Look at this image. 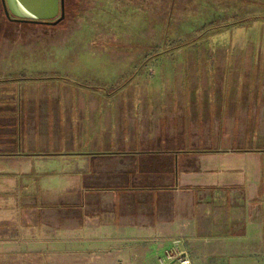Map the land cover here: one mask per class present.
Wrapping results in <instances>:
<instances>
[{"label":"crops","instance_id":"obj_1","mask_svg":"<svg viewBox=\"0 0 264 264\" xmlns=\"http://www.w3.org/2000/svg\"><path fill=\"white\" fill-rule=\"evenodd\" d=\"M5 66L0 216L45 225L34 234L26 225L18 245H67L69 232L91 228L99 245L129 236L149 261L173 247L203 264L264 252V149L201 146L182 121L149 114H72L62 99L81 84Z\"/></svg>","mask_w":264,"mask_h":264},{"label":"rangeland","instance_id":"obj_2","mask_svg":"<svg viewBox=\"0 0 264 264\" xmlns=\"http://www.w3.org/2000/svg\"><path fill=\"white\" fill-rule=\"evenodd\" d=\"M65 6L56 25H19L5 22L0 4V64L7 73L23 66L81 84L62 99L72 114H149L182 121L201 146L218 141L264 149V19L223 26L176 47L217 18L227 23L260 8L227 0H73ZM16 217L0 216V264H179L183 258L173 247L149 261V248L127 246V235L122 243L99 245L91 228L69 232L67 245L22 246L26 225L33 234L45 225L34 216L24 224ZM229 257L207 263L264 264V252Z\"/></svg>","mask_w":264,"mask_h":264},{"label":"water","instance_id":"obj_3","mask_svg":"<svg viewBox=\"0 0 264 264\" xmlns=\"http://www.w3.org/2000/svg\"><path fill=\"white\" fill-rule=\"evenodd\" d=\"M5 17L14 22L49 23L64 19V0H0Z\"/></svg>","mask_w":264,"mask_h":264},{"label":"trees","instance_id":"obj_4","mask_svg":"<svg viewBox=\"0 0 264 264\" xmlns=\"http://www.w3.org/2000/svg\"><path fill=\"white\" fill-rule=\"evenodd\" d=\"M73 0H65V5L67 4V2H72ZM228 2L229 1H233V3H238L240 6H255L257 8H260L261 11L258 12L257 14H251V15H248L249 17L245 16L243 18H234L233 20L231 19L230 22H227L225 23L222 19V17L220 18H217L215 19L214 21H212V23L209 25V27H207L200 35H196V37H193L192 39H189L188 41L184 42H179V41H176L177 46L176 47H181V46H184V45H188V44H192L194 43L199 37H201V35H204L206 32L208 33L209 31H213V30H216V29H219L220 27H223V26H231V25H234V24H238L240 22L243 21L242 24H247V23H250L252 20L255 21V20H258V18L260 17L261 19H264V0H227ZM1 4V2H0ZM66 7V6H65ZM4 18L8 21V23L10 24H21V25H27V24H35V25H46V23H29V22H14V21H11L9 19H7L4 15ZM240 24V25H242ZM51 25V24H49ZM174 48V47H173ZM201 152H208V151H204V150H201L199 151V153ZM28 155H32V154H28ZM36 155V154H34ZM38 155H47V154H38ZM48 155H51V154H48Z\"/></svg>","mask_w":264,"mask_h":264},{"label":"built area","instance_id":"obj_5","mask_svg":"<svg viewBox=\"0 0 264 264\" xmlns=\"http://www.w3.org/2000/svg\"><path fill=\"white\" fill-rule=\"evenodd\" d=\"M183 255V258L179 260V264H190V261L188 260L187 256L184 255V253H181Z\"/></svg>","mask_w":264,"mask_h":264},{"label":"flooded vegetation","instance_id":"obj_6","mask_svg":"<svg viewBox=\"0 0 264 264\" xmlns=\"http://www.w3.org/2000/svg\"><path fill=\"white\" fill-rule=\"evenodd\" d=\"M65 8H66V7H65V0H64V10H65ZM46 24H49V23H46Z\"/></svg>","mask_w":264,"mask_h":264}]
</instances>
